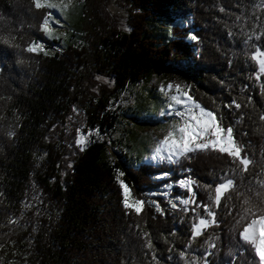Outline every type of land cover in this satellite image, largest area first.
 Listing matches in <instances>:
<instances>
[{"label":"trees","instance_id":"16d2710c","mask_svg":"<svg viewBox=\"0 0 264 264\" xmlns=\"http://www.w3.org/2000/svg\"><path fill=\"white\" fill-rule=\"evenodd\" d=\"M103 1L85 0L92 17L78 48L42 30L50 9L0 0V264H252L254 250L239 234L244 209H264V73L252 59L264 51V0H105L127 9L125 30L106 27ZM158 18L185 24L163 42L150 28ZM33 42L59 49L26 51ZM152 75L173 76L233 128L241 154L253 161L247 172L211 149L138 167L123 153L106 159L105 141L81 150L78 133L114 130L113 98ZM225 174L236 187L216 207ZM120 176L145 202L139 215L123 204ZM186 180L192 191L180 188ZM165 184L173 186L168 197L152 204L148 194ZM204 205L216 223L193 238L199 218L211 219Z\"/></svg>","mask_w":264,"mask_h":264},{"label":"rangeland","instance_id":"374dc122","mask_svg":"<svg viewBox=\"0 0 264 264\" xmlns=\"http://www.w3.org/2000/svg\"><path fill=\"white\" fill-rule=\"evenodd\" d=\"M65 3H67V0H65ZM50 10L60 23H56L54 20L49 21L52 35L47 34L48 38L61 40L65 44L81 48L84 45L82 28L85 19L92 17H90L92 12L85 0H72L71 5L62 12L55 9ZM98 11H100V16L106 19V27L117 24L122 30L128 27V11L121 4L104 0L98 7ZM96 24L98 25V22ZM182 24H185L182 19L166 20L158 18L150 25L152 37L166 42L173 36L172 29ZM37 44L43 43L38 42ZM43 47L47 53L51 54L59 49L58 46L51 44H43ZM99 81L103 84H109L111 87L113 86L109 79L99 78ZM169 85L172 87L169 88ZM176 86L179 85L175 83L173 76L159 77L157 75H152L140 83L130 84L124 91L119 92L109 105V111L118 118L114 130L109 131L107 134L98 129L80 131L78 139L83 135L86 143L84 145L77 143L78 146L81 150H84L94 142L105 141L108 149L106 159L116 161L119 154L123 153L127 155L134 167H138L143 163L153 165L176 163L180 157H173L172 160H153L151 158L154 155V149L158 141L162 140L172 126L181 120V117L176 116L174 113L176 110H183V106L175 104L171 97L178 96L181 99H186L182 93L186 92L190 95L189 91L181 86H179L181 91L178 93ZM192 101L194 100L192 99ZM166 177V175H160L157 179L162 181ZM121 181L123 180L120 176L119 182ZM123 183L128 187L124 181ZM172 187L165 184L162 187L163 191L149 193L148 197L152 200L151 203L156 204L155 198L157 197L165 196L167 198ZM180 188L192 191L193 183L191 182L187 186L180 184ZM128 189L129 200L132 202L136 199L132 197L129 187ZM177 202H182V199H175L172 203Z\"/></svg>","mask_w":264,"mask_h":264},{"label":"snow or ice","instance_id":"6c2138e0","mask_svg":"<svg viewBox=\"0 0 264 264\" xmlns=\"http://www.w3.org/2000/svg\"><path fill=\"white\" fill-rule=\"evenodd\" d=\"M71 3L72 0H67V3H65V0H59V2H57V0H34V5L37 9L48 8L61 12L67 9ZM50 20L60 23V21L53 16L52 12H49L45 16L42 23V30L49 36L52 35V28L49 25ZM191 39L195 40L197 37L192 36ZM257 39H259V37H257ZM25 50L31 53L44 52L45 55L48 54L44 50L43 44H37L35 42L31 43ZM252 59L258 62L259 71L264 73V51H257L252 56ZM259 78L260 77L257 76V79ZM171 87L172 86L169 85V88ZM176 90L178 93L181 91L179 86H176ZM182 95L186 99H181L178 96L171 97L175 104L183 106V110H176L174 113L176 116L181 117V120L179 123L172 126L162 140L158 141L154 149V155L151 158L153 160H172L173 157L179 158L196 150L211 149L232 157L234 162L238 161L239 165L242 166V171L247 172L249 165L252 164L253 161L248 158L247 154H241L243 149L237 144L233 136V128L230 126L226 128L223 127L213 111L206 110L198 103L192 101V97L188 95V93L185 92L182 93ZM235 106L237 108L240 107L239 104ZM262 119H264V117H262ZM77 143L79 145H84L86 143L85 137L81 135ZM121 175H123V173H121ZM120 183L124 190L123 204L125 208L135 209L136 213L139 215L145 202L142 200H132V202H130L128 187L124 185L123 181ZM190 183L191 181L187 180L181 182L184 186ZM261 184L264 186V181H261ZM235 187L236 183L234 179L225 174L222 178V182L215 187V195L213 197L214 205L219 207L224 194ZM257 195L259 196L260 193H257ZM182 203L188 205L190 201L184 199ZM243 203L249 205L250 200L246 198ZM172 206L174 208L176 207L175 204ZM203 207L207 216L211 217V219L209 220L204 217L199 218L198 223L193 226V238L199 237L205 228L216 223V212L213 211L209 205H204ZM157 210L163 211L160 209L159 205H157ZM244 213L245 215L241 217V220H247L248 222L240 232V238L246 245L251 246L254 250V260L252 264H256L257 260L258 264H264V209L253 210L252 207H246ZM145 235L148 236L149 234L146 233ZM147 247L149 249L153 247L150 238L148 239ZM153 258L155 259V257Z\"/></svg>","mask_w":264,"mask_h":264}]
</instances>
